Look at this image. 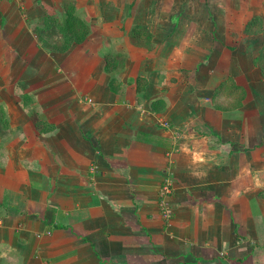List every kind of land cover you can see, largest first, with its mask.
Wrapping results in <instances>:
<instances>
[{
    "label": "crops",
    "instance_id": "1",
    "mask_svg": "<svg viewBox=\"0 0 264 264\" xmlns=\"http://www.w3.org/2000/svg\"><path fill=\"white\" fill-rule=\"evenodd\" d=\"M262 51L264 0H0V264H264Z\"/></svg>",
    "mask_w": 264,
    "mask_h": 264
},
{
    "label": "built area",
    "instance_id": "2",
    "mask_svg": "<svg viewBox=\"0 0 264 264\" xmlns=\"http://www.w3.org/2000/svg\"><path fill=\"white\" fill-rule=\"evenodd\" d=\"M91 101V99H88ZM172 190V181L170 177H167L164 182L162 183V188H161V200H160V207L162 209V213L164 217L170 218L172 216V210L170 206L168 205V202L166 200L168 194Z\"/></svg>",
    "mask_w": 264,
    "mask_h": 264
},
{
    "label": "trees",
    "instance_id": "3",
    "mask_svg": "<svg viewBox=\"0 0 264 264\" xmlns=\"http://www.w3.org/2000/svg\"><path fill=\"white\" fill-rule=\"evenodd\" d=\"M251 22L252 21L249 22L248 26H251ZM258 62L260 63V65H261V62H264V51H262L260 53V56L258 58ZM261 66H262V70L264 71V66L263 65H261Z\"/></svg>",
    "mask_w": 264,
    "mask_h": 264
}]
</instances>
